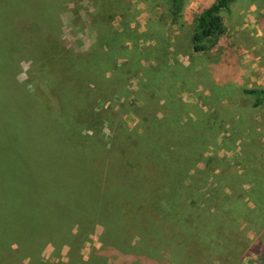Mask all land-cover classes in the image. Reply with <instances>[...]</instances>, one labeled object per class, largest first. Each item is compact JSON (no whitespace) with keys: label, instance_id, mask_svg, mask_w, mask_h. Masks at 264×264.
Listing matches in <instances>:
<instances>
[{"label":"rangeland","instance_id":"rangeland-1","mask_svg":"<svg viewBox=\"0 0 264 264\" xmlns=\"http://www.w3.org/2000/svg\"><path fill=\"white\" fill-rule=\"evenodd\" d=\"M169 4L0 0V160H65L0 184V264H264V0L193 57Z\"/></svg>","mask_w":264,"mask_h":264},{"label":"trees","instance_id":"trees-1","mask_svg":"<svg viewBox=\"0 0 264 264\" xmlns=\"http://www.w3.org/2000/svg\"><path fill=\"white\" fill-rule=\"evenodd\" d=\"M235 0H216L212 4H210L207 7L202 8L201 10L196 13V16L194 18V31L192 35L190 36L189 42L191 49L193 51V54H201V53H207L212 50H214L220 43V41L224 38V36L227 34V27L225 25L224 19L221 16V12L224 10H227L229 6L234 2ZM184 0H170V16L172 18L171 23L177 24V22L182 18L183 13V7H184ZM183 27V26H182ZM247 94H255L257 91L254 90H246ZM264 95V92H260ZM64 159L61 158L60 160L53 159L50 161H47V172L51 179L46 180L44 179V171L46 169V163L43 160H31V162L28 165L30 171H27L23 165H16V163L11 166L7 163H3V160H0V184H4L6 186H9L8 180L9 179H20L24 182V185H22L23 191L27 192L34 189L33 183L37 182L42 186L48 185L52 186L55 184L56 179V170H54V167L56 169L59 167L61 170V167L64 168ZM61 162V163H60ZM51 164V165H50ZM34 167H37V172H32V169ZM18 175V176H12V175ZM22 175V176H21ZM20 177V178H18ZM52 181V182H51ZM28 183V184H27ZM29 183H31L29 185ZM16 182L11 181V185H15ZM10 186L7 188L9 190ZM15 190V189H14ZM16 191V190H15ZM10 192H6L5 195L9 194ZM22 194V193H21ZM23 216L29 213L23 212ZM33 213V212H32Z\"/></svg>","mask_w":264,"mask_h":264},{"label":"crops","instance_id":"crops-1","mask_svg":"<svg viewBox=\"0 0 264 264\" xmlns=\"http://www.w3.org/2000/svg\"><path fill=\"white\" fill-rule=\"evenodd\" d=\"M206 1L207 0H184L185 3H184L182 15L184 17L186 15H195L196 16V13H198L199 10H201L204 7L209 6L210 4L215 2L216 0L215 1L209 0L208 4H207ZM183 28L184 27H177V32L173 36L171 42L176 47H180V46L183 47L185 45V43H186V47L191 48L189 40H184L183 39L184 38V36H183V33H184ZM192 53H193V51H192ZM194 55H197V54H193L191 56L193 57ZM191 70H194V68H191Z\"/></svg>","mask_w":264,"mask_h":264}]
</instances>
